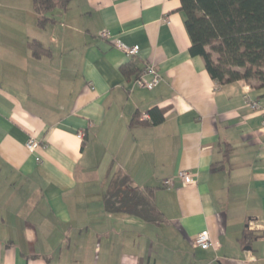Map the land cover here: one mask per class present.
<instances>
[{"label":"crops","instance_id":"1","mask_svg":"<svg viewBox=\"0 0 264 264\" xmlns=\"http://www.w3.org/2000/svg\"><path fill=\"white\" fill-rule=\"evenodd\" d=\"M180 8L74 0L40 27L33 0H0V264H264V125L246 102L264 89L214 81ZM132 61L156 65L154 90ZM32 137L47 147L29 153ZM119 176L153 191L161 222L108 211ZM204 231L216 248L195 247Z\"/></svg>","mask_w":264,"mask_h":264},{"label":"trees","instance_id":"2","mask_svg":"<svg viewBox=\"0 0 264 264\" xmlns=\"http://www.w3.org/2000/svg\"><path fill=\"white\" fill-rule=\"evenodd\" d=\"M73 1L33 0L39 26L53 22V13L69 10ZM179 1L191 39L190 52L203 58L210 77L220 85L244 81L264 89V0ZM30 46L41 47L38 43ZM122 72L138 78L142 70L132 61ZM139 118L135 117L133 124L140 122ZM106 205L111 213L161 222L162 214L154 203L153 191L130 188L128 177L114 180Z\"/></svg>","mask_w":264,"mask_h":264},{"label":"built area","instance_id":"3","mask_svg":"<svg viewBox=\"0 0 264 264\" xmlns=\"http://www.w3.org/2000/svg\"><path fill=\"white\" fill-rule=\"evenodd\" d=\"M101 39L104 40H112V36L109 31H103L100 35ZM117 48L123 52L127 57L136 58L140 53L139 46L129 47L122 43L120 40L116 41ZM161 81V74L154 63H147L142 70L141 74L138 78L133 81V85L140 89H146L149 91L154 90ZM246 102L249 105L250 109L253 111H259L263 116V125H264V103H261L257 100L252 99L250 96L246 97ZM149 116L147 114L142 116V120H148ZM80 139H83V135H79ZM39 147H47L45 145L42 146L40 142H38L35 138H31L27 144L26 148L29 153L34 154ZM40 160V159H38ZM176 180L185 185H194L196 183V176L187 172L181 171L178 173ZM165 187H174L175 180H165ZM194 245L197 248L202 250H208L211 248H216V244L212 241L209 232L204 231L197 235L194 239Z\"/></svg>","mask_w":264,"mask_h":264}]
</instances>
